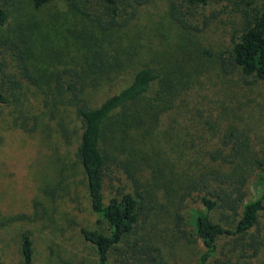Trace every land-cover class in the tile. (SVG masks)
Segmentation results:
<instances>
[{
  "label": "trees",
  "instance_id": "trees-1",
  "mask_svg": "<svg viewBox=\"0 0 264 264\" xmlns=\"http://www.w3.org/2000/svg\"><path fill=\"white\" fill-rule=\"evenodd\" d=\"M51 1L0 0V104L9 103L23 83L44 90L46 82L33 72L30 59L43 51L46 40L35 14ZM65 1L90 30H65L58 37L77 62L60 65L48 87L80 122L75 156L91 209L108 225L106 233L81 230L95 248L96 264H170L166 246L156 238L162 218L171 219L179 238L199 241L197 264H209L213 257L215 264L259 259L264 250V8H240V28L229 33L227 50L214 55L217 68L233 82L231 96L217 101L204 93L201 81L213 53L195 34L207 30L216 38L223 0H167L172 20L198 38L181 46L197 54L185 69L176 58L174 67L160 60L137 64L135 47L120 45L117 32L133 25L152 0ZM124 73L131 76L128 83L89 105L92 89ZM63 135L68 140L70 133L63 130ZM252 189L257 193L250 197ZM191 203L193 233L185 222ZM21 252L24 263L32 264L26 233Z\"/></svg>",
  "mask_w": 264,
  "mask_h": 264
},
{
  "label": "rangeland",
  "instance_id": "rangeland-1",
  "mask_svg": "<svg viewBox=\"0 0 264 264\" xmlns=\"http://www.w3.org/2000/svg\"><path fill=\"white\" fill-rule=\"evenodd\" d=\"M235 1L223 0L218 7L216 38L204 30L195 34L198 40L189 34L194 33L186 32L172 20L167 0H152L147 7L143 5L133 25L117 32L120 45L135 47L133 58L137 64L160 60L174 67L176 58L182 60L178 61L185 64V69L197 60V54L181 46L198 40L213 53V63L201 77L204 93L217 101L225 100L232 94L233 82L217 68L214 55L227 50L229 33L240 28V8H264V0H238L239 7ZM35 20L41 24L46 40L43 51L31 55L30 61L33 72L46 82L44 90L23 83L21 90L10 95L9 103L0 104V264H25L22 233L32 242V264H96L95 248L83 238L81 230L106 233L108 225L91 209L85 175L75 156L80 122L48 87L52 73L60 65L77 62V56L67 53L58 37L65 30L80 32L90 28L65 0H52L35 14ZM130 77L124 73L120 80L92 89L87 95L89 105H98L128 83ZM63 130L70 133L68 140ZM250 193L252 197L257 192L252 189ZM194 204L185 213L187 228L192 233L190 208ZM214 216L219 220L217 212ZM156 229L160 230L156 238L166 246L164 253L170 264H197L201 245L194 236L191 240L179 238L171 219L166 218L160 220ZM260 261H264V250L259 259L244 257L241 264ZM209 264H215L214 257Z\"/></svg>",
  "mask_w": 264,
  "mask_h": 264
}]
</instances>
